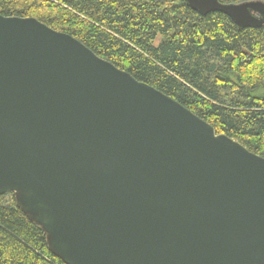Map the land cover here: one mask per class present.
Masks as SVG:
<instances>
[{
	"label": "water",
	"instance_id": "95a60500",
	"mask_svg": "<svg viewBox=\"0 0 264 264\" xmlns=\"http://www.w3.org/2000/svg\"><path fill=\"white\" fill-rule=\"evenodd\" d=\"M238 28L264 3L184 0ZM64 264H264V158L34 18L0 15V196Z\"/></svg>",
	"mask_w": 264,
	"mask_h": 264
},
{
	"label": "trees",
	"instance_id": "16d2710c",
	"mask_svg": "<svg viewBox=\"0 0 264 264\" xmlns=\"http://www.w3.org/2000/svg\"><path fill=\"white\" fill-rule=\"evenodd\" d=\"M0 15L72 36L264 158V24L238 28L184 0H0ZM0 264H64L11 193L0 196Z\"/></svg>",
	"mask_w": 264,
	"mask_h": 264
}]
</instances>
